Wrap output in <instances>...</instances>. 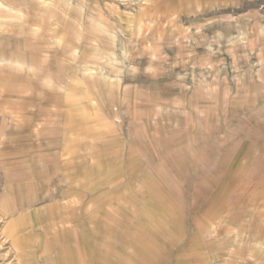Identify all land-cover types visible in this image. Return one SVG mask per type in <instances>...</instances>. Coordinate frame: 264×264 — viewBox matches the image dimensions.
Returning <instances> with one entry per match:
<instances>
[{"label":"rangeland","instance_id":"1","mask_svg":"<svg viewBox=\"0 0 264 264\" xmlns=\"http://www.w3.org/2000/svg\"><path fill=\"white\" fill-rule=\"evenodd\" d=\"M3 1L0 190L21 139L52 163L70 80L98 84L103 98L78 100L107 114L105 144L71 145L94 165L76 178L93 230L87 217L67 233L58 264H264V150L251 143L264 138V0ZM10 219L0 209V264H44Z\"/></svg>","mask_w":264,"mask_h":264},{"label":"crops","instance_id":"2","mask_svg":"<svg viewBox=\"0 0 264 264\" xmlns=\"http://www.w3.org/2000/svg\"><path fill=\"white\" fill-rule=\"evenodd\" d=\"M82 86L79 92L78 88ZM98 86L85 80H70L65 86L64 109L58 123L61 131L60 146L58 152L53 153L52 163L44 159V148L36 146L39 144L38 139L34 143L31 141V144L24 142V139L15 143L11 147L12 156L21 159L5 162V167L12 168L14 173L13 177L4 178L5 187L0 190V199L11 209L9 229L13 231V238L21 250L37 249L35 254L42 258L40 263H63L60 259L61 249L66 246L65 236L79 231L87 217L89 230H93V207L91 204L83 207L82 200L87 195L81 193L85 192L82 191V181L77 182L76 178L79 173H83L86 178L94 165L87 160L78 162L71 145L77 142L79 133H93L101 138L98 143L107 142L102 138L103 133L107 135V122L102 117V114L107 115L106 110L102 106L100 110L92 107L87 113L85 105H81L78 100L80 97L94 98L97 94H100L98 98H103L102 91L97 90ZM119 98L117 96L114 102L118 103ZM91 138L88 139L89 143ZM251 143L256 150H264V138L259 134L252 136ZM212 225L214 228L215 223ZM109 246L116 249L119 244L112 242ZM131 247H136L134 239Z\"/></svg>","mask_w":264,"mask_h":264},{"label":"bare ground","instance_id":"3","mask_svg":"<svg viewBox=\"0 0 264 264\" xmlns=\"http://www.w3.org/2000/svg\"><path fill=\"white\" fill-rule=\"evenodd\" d=\"M5 5H6V3H5V1H3V0H0V13H3L4 12V7H5ZM7 91H9V90H7V88L4 90V93H5V95L4 96H6V94H7ZM3 93V92H2ZM3 93V94H4ZM18 150V149H17ZM16 193V192H15ZM0 209H2L3 211H9V210H11L10 208H9V206H7V205H4V204H0ZM3 213V212H2ZM13 217V216H12ZM2 236V235H1ZM2 241H4V238H3V240ZM1 241V242H2ZM5 242H6V240H5ZM4 243V242H3ZM7 264V263H6ZM9 264H11V263H9Z\"/></svg>","mask_w":264,"mask_h":264}]
</instances>
